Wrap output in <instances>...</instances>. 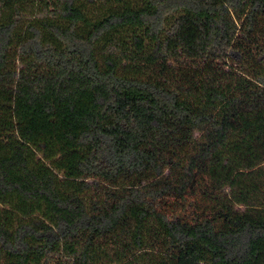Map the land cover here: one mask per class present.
Masks as SVG:
<instances>
[{"label":"trees","instance_id":"trees-1","mask_svg":"<svg viewBox=\"0 0 264 264\" xmlns=\"http://www.w3.org/2000/svg\"><path fill=\"white\" fill-rule=\"evenodd\" d=\"M0 264H264V0H0Z\"/></svg>","mask_w":264,"mask_h":264}]
</instances>
